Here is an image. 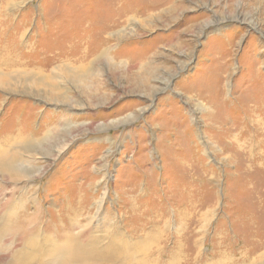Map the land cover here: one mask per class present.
Masks as SVG:
<instances>
[{
    "label": "rangeland",
    "instance_id": "374dc122",
    "mask_svg": "<svg viewBox=\"0 0 264 264\" xmlns=\"http://www.w3.org/2000/svg\"><path fill=\"white\" fill-rule=\"evenodd\" d=\"M10 150L26 172L0 168V195L39 206L36 232L80 224L96 250L115 226L135 263L264 264V0H0Z\"/></svg>",
    "mask_w": 264,
    "mask_h": 264
},
{
    "label": "bare ground",
    "instance_id": "6f19581e",
    "mask_svg": "<svg viewBox=\"0 0 264 264\" xmlns=\"http://www.w3.org/2000/svg\"><path fill=\"white\" fill-rule=\"evenodd\" d=\"M153 74L154 71H148L146 75L148 76V78L146 79L149 80L150 76H152ZM78 77L79 75L76 73L70 75V79L72 80H76ZM138 79V84H142L144 82L143 78ZM4 154L6 153H3V155ZM18 159V156L14 153H11L10 150V152H8L0 161V168L4 171V173H9L12 175L9 180L5 181L7 186L12 184L13 176L19 177L22 173L26 172V169L18 162ZM14 190H18V188L15 187ZM11 192L12 190L9 191L8 189H6L2 191V194L0 195V200L3 202V214L1 217L3 227L2 232L6 237V242L14 241L15 243L21 244L23 246V251H26L21 255V264H43V262L39 261L40 257L44 253H49L47 262L45 264H87V261H97L103 264L146 263V261H140L138 263L133 262V252L135 251L134 248L136 249V247H128L129 245L122 238L117 239L114 235L119 232L118 229L115 228V226L113 227L114 231L111 232L113 236H110L109 238L110 246H107L108 248L105 249L96 250L88 249L87 244L90 243H86L82 240V238L87 237L88 234L86 233V229H84L83 226H79L80 224L77 225L68 221H60L57 223L59 225L57 231L54 229V227H51L52 232L48 230L49 233L47 234H45L41 230L39 232H36V227L42 224L38 220V217L40 215L39 206L35 213L29 215L22 209L24 208V203L20 201L16 202L14 200L17 194H13ZM22 196L23 195H21V197ZM88 226L89 225H87V227ZM79 229H81V235H74L73 232ZM40 234H42L43 237L54 240L52 245L53 248L38 247L37 237L39 238ZM56 242L59 243L54 245ZM138 246L137 248L141 247ZM144 249L146 250V248ZM8 252L9 249L7 247H0L1 264H7V261L10 258ZM32 253L34 254V259L29 258Z\"/></svg>",
    "mask_w": 264,
    "mask_h": 264
}]
</instances>
